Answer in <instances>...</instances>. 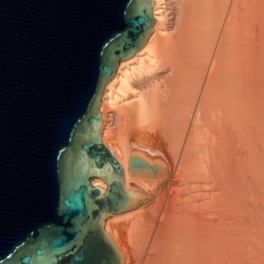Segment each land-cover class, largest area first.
<instances>
[{"label": "bare ground", "instance_id": "6f19581e", "mask_svg": "<svg viewBox=\"0 0 264 264\" xmlns=\"http://www.w3.org/2000/svg\"><path fill=\"white\" fill-rule=\"evenodd\" d=\"M156 1L148 44L108 85L101 137L127 187L158 194L108 232L126 264H264V0Z\"/></svg>", "mask_w": 264, "mask_h": 264}, {"label": "water", "instance_id": "95a60500", "mask_svg": "<svg viewBox=\"0 0 264 264\" xmlns=\"http://www.w3.org/2000/svg\"><path fill=\"white\" fill-rule=\"evenodd\" d=\"M153 6L0 0V264H126L108 220L158 193L127 187L101 137L103 103L121 62L148 44ZM135 169L151 167L131 159Z\"/></svg>", "mask_w": 264, "mask_h": 264}, {"label": "rangeland", "instance_id": "374dc122", "mask_svg": "<svg viewBox=\"0 0 264 264\" xmlns=\"http://www.w3.org/2000/svg\"><path fill=\"white\" fill-rule=\"evenodd\" d=\"M91 180H94V178H92Z\"/></svg>", "mask_w": 264, "mask_h": 264}]
</instances>
